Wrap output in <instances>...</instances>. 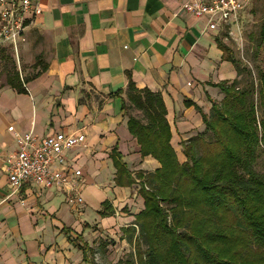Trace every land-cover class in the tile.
Returning <instances> with one entry per match:
<instances>
[{
	"label": "crops",
	"instance_id": "obj_1",
	"mask_svg": "<svg viewBox=\"0 0 264 264\" xmlns=\"http://www.w3.org/2000/svg\"><path fill=\"white\" fill-rule=\"evenodd\" d=\"M187 1L41 0L43 14L20 47V67L0 36V49L10 51L27 89L19 93L0 80V264H92L89 252L87 259L76 245L93 249L90 243L99 231L134 225L144 200L135 189L139 185L117 186L113 158L121 156L133 176L154 172L160 163L142 155L129 131L123 102H128L130 81L161 95L171 144L180 162L187 161L179 152L206 127L195 106L186 103L210 114L212 102L224 99L217 84L233 83L238 72L226 58L233 52L222 36L239 25L208 30L206 19L182 10ZM221 43L231 51L225 53ZM2 66L0 60V71ZM12 126L20 134L34 131L39 140L57 133L79 139L66 153L69 166L82 171L72 179L84 198L78 210L67 205L63 186L47 190L28 184L8 197L3 157L16 148ZM107 201L115 214L102 218Z\"/></svg>",
	"mask_w": 264,
	"mask_h": 264
},
{
	"label": "trees",
	"instance_id": "obj_2",
	"mask_svg": "<svg viewBox=\"0 0 264 264\" xmlns=\"http://www.w3.org/2000/svg\"><path fill=\"white\" fill-rule=\"evenodd\" d=\"M261 37L264 40V20ZM219 46L225 53L231 51L222 43ZM226 58L236 66L238 77L231 84H217L224 99L212 102L210 114L192 102L186 103L199 111L206 129L198 140L185 145L184 163L171 144L161 95L139 90L132 81L128 84V102H123V108L128 113L133 107L143 114V119L129 115V131L142 155L153 157L160 168L133 176L121 156L113 158L117 186L139 185L138 194L144 200L134 225L123 230L135 244L137 260L124 264H264V174L255 169L264 155V72L259 70L256 83L251 69L233 56ZM0 60L3 85L27 93L7 48L0 49ZM46 70L38 71L25 83ZM103 207L99 213L102 218L115 214L110 202ZM69 240L75 244L71 237ZM141 240L147 246L144 250ZM76 246L86 258L88 252L89 256L94 253L86 245Z\"/></svg>",
	"mask_w": 264,
	"mask_h": 264
},
{
	"label": "built area",
	"instance_id": "obj_3",
	"mask_svg": "<svg viewBox=\"0 0 264 264\" xmlns=\"http://www.w3.org/2000/svg\"><path fill=\"white\" fill-rule=\"evenodd\" d=\"M249 2L188 0L182 10L206 19L207 29L217 31L228 23L238 25ZM42 14L41 0H0V36L4 43L11 45L18 67L21 65L20 47L27 42V31ZM9 131L15 133L16 148L3 157L11 186L8 197L19 195L28 184L47 190L63 186L67 205L78 210L84 204V198L72 179L81 176L82 171L69 166L66 153L79 144V139L73 134L57 133L39 140L32 130L20 134L12 126Z\"/></svg>",
	"mask_w": 264,
	"mask_h": 264
},
{
	"label": "rangeland",
	"instance_id": "obj_4",
	"mask_svg": "<svg viewBox=\"0 0 264 264\" xmlns=\"http://www.w3.org/2000/svg\"><path fill=\"white\" fill-rule=\"evenodd\" d=\"M264 18V0H255L250 10H248L241 20L239 25L234 27L233 30H229L227 35L222 36V41H225L232 50V56L239 61L242 66H247L253 72V77L256 83L259 78V70L264 72V40L261 37V26ZM22 58V57H21ZM30 64H28L29 66ZM27 66V65H26ZM22 69L24 65L22 63ZM30 72H33L32 66L29 68ZM246 77L241 76V80H245ZM218 93L214 95L217 96ZM129 115H133L137 118L143 119V114L136 108L130 107L128 110ZM202 133H199V135ZM208 134L205 140H209ZM192 140H198L197 137ZM199 154V149L196 148ZM180 158L185 154L179 152ZM179 159V157H178ZM180 161V160H179ZM183 163L186 161H182ZM181 163V162H180ZM256 171L264 174V155L262 154L255 167ZM146 172V171H145ZM106 188V186H104ZM136 190L139 186H136ZM167 211H170L166 204H161ZM135 206V205H133ZM134 210V209H133ZM132 209L127 207L124 214L129 215ZM170 217V212H169ZM125 218V217H124ZM127 218V217H126ZM169 223L171 219L169 218ZM121 222V221H119ZM127 220H124L125 225H129ZM119 227L116 231L105 232L99 231L97 235L92 237L91 243L94 253L90 254V258L93 261L92 264H124L128 260H134L136 263V247L134 243H130L127 235ZM138 230L136 236L138 235ZM102 235V236H101ZM135 240V239H134ZM142 249H146L147 246L143 240H141Z\"/></svg>",
	"mask_w": 264,
	"mask_h": 264
}]
</instances>
